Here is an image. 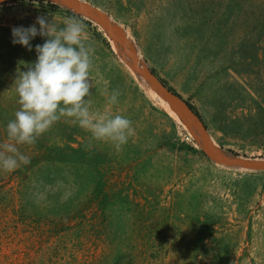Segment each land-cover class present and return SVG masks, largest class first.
<instances>
[{
    "label": "rangeland",
    "instance_id": "1",
    "mask_svg": "<svg viewBox=\"0 0 264 264\" xmlns=\"http://www.w3.org/2000/svg\"><path fill=\"white\" fill-rule=\"evenodd\" d=\"M87 1L125 27L216 143L264 158V0ZM39 16L86 25L91 111L128 118L135 135L117 152L62 118L35 144L16 145L30 162L0 168V264H264V171L218 166L100 25L50 1L0 5V146L15 144L7 124L20 108L18 71L46 40L37 35L29 51L13 44L12 29Z\"/></svg>",
    "mask_w": 264,
    "mask_h": 264
},
{
    "label": "clouds",
    "instance_id": "2",
    "mask_svg": "<svg viewBox=\"0 0 264 264\" xmlns=\"http://www.w3.org/2000/svg\"><path fill=\"white\" fill-rule=\"evenodd\" d=\"M63 23V27H58L54 20L49 22L39 16V29L36 24L12 29L13 44L23 45L29 51L30 41L37 35L46 40L36 45L37 60L27 66V71H18L14 83L20 108L7 124V136L15 144L5 142L0 146V168L6 172L30 162L16 145L35 144L62 118H69L68 122L78 124L97 141L111 142L117 152L135 135L128 118L91 111L92 101L86 98L93 87L90 73L94 48L82 21L69 17ZM119 95L113 91L109 103L116 104Z\"/></svg>",
    "mask_w": 264,
    "mask_h": 264
},
{
    "label": "water",
    "instance_id": "3",
    "mask_svg": "<svg viewBox=\"0 0 264 264\" xmlns=\"http://www.w3.org/2000/svg\"><path fill=\"white\" fill-rule=\"evenodd\" d=\"M18 0H0V5ZM53 3V0H47ZM55 4L84 16L102 27L110 41L115 45L119 57L123 58L132 70L163 97L178 113L196 143L214 162H219L233 169L264 171V158H252L226 150L213 139L203 117H200L187 100L171 90L160 77L152 71L139 53L137 44L126 32L125 27L116 21L107 11L87 0H55ZM114 47V46H113Z\"/></svg>",
    "mask_w": 264,
    "mask_h": 264
},
{
    "label": "bare ground",
    "instance_id": "4",
    "mask_svg": "<svg viewBox=\"0 0 264 264\" xmlns=\"http://www.w3.org/2000/svg\"><path fill=\"white\" fill-rule=\"evenodd\" d=\"M111 43L113 44L114 48L115 45L113 43V41L111 40ZM113 48V47H112ZM116 50V49H115ZM117 51V50H116ZM122 61L126 64L127 67L130 68V70L136 75L138 81L140 82V84L142 85V87L146 90V92L155 100H157L160 103H163L171 112L175 113L178 115V113H176V111H174L170 104L163 98L161 97L154 89H152L150 87V85L144 80V78L142 76H140L139 74L135 73L132 68L126 63V61L121 57ZM179 116V115H178ZM219 164V165H218ZM217 165L220 167H224L221 163L217 162Z\"/></svg>",
    "mask_w": 264,
    "mask_h": 264
},
{
    "label": "trees",
    "instance_id": "5",
    "mask_svg": "<svg viewBox=\"0 0 264 264\" xmlns=\"http://www.w3.org/2000/svg\"><path fill=\"white\" fill-rule=\"evenodd\" d=\"M76 15H78V16H81V15H79V14H77V13H75ZM152 71L153 72H155V70L154 69H152ZM160 79L171 89V90H173L174 92H176L177 94H179L180 96H182L175 88H173L172 86H170V85H168V83L163 79V78H161L160 77ZM187 102L189 103V105L191 106V108L200 116V117H202V115H201V113L198 111V109L191 103V102H189L188 100H187Z\"/></svg>",
    "mask_w": 264,
    "mask_h": 264
}]
</instances>
